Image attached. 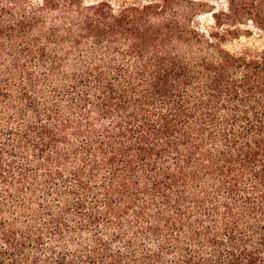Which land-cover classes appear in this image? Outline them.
<instances>
[{"label": "trees", "instance_id": "16d2710c", "mask_svg": "<svg viewBox=\"0 0 264 264\" xmlns=\"http://www.w3.org/2000/svg\"><path fill=\"white\" fill-rule=\"evenodd\" d=\"M226 2L0 0V264H264V0Z\"/></svg>", "mask_w": 264, "mask_h": 264}, {"label": "rangeland", "instance_id": "374dc122", "mask_svg": "<svg viewBox=\"0 0 264 264\" xmlns=\"http://www.w3.org/2000/svg\"><path fill=\"white\" fill-rule=\"evenodd\" d=\"M209 1L211 3H213L216 6V9H221V8H225L227 6V2L226 0H206ZM208 18H210V15L208 16ZM245 44L251 45V46H262L264 44V42L262 43L261 39L258 38H251L248 41H246L245 39L243 40ZM238 45H235V47Z\"/></svg>", "mask_w": 264, "mask_h": 264}]
</instances>
